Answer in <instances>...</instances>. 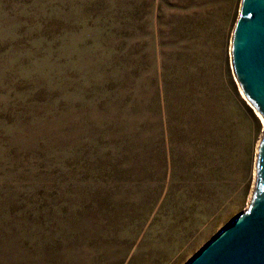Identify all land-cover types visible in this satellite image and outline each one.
Masks as SVG:
<instances>
[{
    "label": "rangeland",
    "instance_id": "rangeland-1",
    "mask_svg": "<svg viewBox=\"0 0 264 264\" xmlns=\"http://www.w3.org/2000/svg\"><path fill=\"white\" fill-rule=\"evenodd\" d=\"M241 2L0 0V264H186L245 211Z\"/></svg>",
    "mask_w": 264,
    "mask_h": 264
},
{
    "label": "water",
    "instance_id": "water-1",
    "mask_svg": "<svg viewBox=\"0 0 264 264\" xmlns=\"http://www.w3.org/2000/svg\"><path fill=\"white\" fill-rule=\"evenodd\" d=\"M231 56L245 96L264 117V0H242ZM186 264H264V139L251 202Z\"/></svg>",
    "mask_w": 264,
    "mask_h": 264
},
{
    "label": "bare ground",
    "instance_id": "bare-ground-1",
    "mask_svg": "<svg viewBox=\"0 0 264 264\" xmlns=\"http://www.w3.org/2000/svg\"><path fill=\"white\" fill-rule=\"evenodd\" d=\"M234 80H235V78H234ZM245 93H243V91L242 90H240V96H241V98L245 101V103H247V105L249 106V107H251V109L254 111V113L256 114V116H257V118H258V120L260 121V123H261V128H262V131H260L261 133V135H259L260 136V138L258 139V142H257V146H255L256 147V153L257 152H259L260 151V146H261V143H262V141H263V139H264V117L256 110V108H254V106L249 102V100H248V98L244 95ZM261 137H262V139H261ZM261 139V140H260ZM256 156V155H255ZM256 163V162H255ZM253 168V167H252ZM255 168H256V166H255ZM253 170V169H252ZM253 179H254V177H255V174L257 173V171H256V173H255V169L253 170ZM253 184V186H254V182H252ZM256 184V183H255ZM253 186H251L252 187V190H251V193H250V195H249V198H248V203H247V205L250 203V201H251V198H252V191H253ZM246 210V209H245Z\"/></svg>",
    "mask_w": 264,
    "mask_h": 264
}]
</instances>
